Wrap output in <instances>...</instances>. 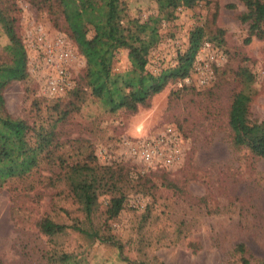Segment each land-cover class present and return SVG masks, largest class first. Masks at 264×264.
Returning <instances> with one entry per match:
<instances>
[{
	"label": "rangeland",
	"instance_id": "374dc122",
	"mask_svg": "<svg viewBox=\"0 0 264 264\" xmlns=\"http://www.w3.org/2000/svg\"><path fill=\"white\" fill-rule=\"evenodd\" d=\"M122 1L127 18L145 21L157 14L154 0ZM15 2L28 78L6 88L8 113L31 126L52 127L48 138L54 137L56 155L67 163L93 152L98 165L125 166L133 175L147 176L154 187L151 197L130 194L117 218L107 220L109 197L99 193L95 177L68 169L56 174L42 166L24 180L11 181L0 189V264H53L48 259L52 243L37 228L48 216L71 226L56 242L80 264H127L115 247L81 233L98 230H109L133 263L264 264V160L236 147L230 126L239 94L245 121L264 120V39L246 43L247 26L239 20L242 0H199L161 24L162 40L146 66L153 75L176 64L196 26L206 27L210 36L220 29L223 41H205L189 76L168 83L136 113L110 112L88 88L75 97L86 63L65 31L55 0ZM9 45L0 22V57ZM61 52L67 54L63 60ZM129 69L127 51H117L113 72ZM241 69L253 75L248 89L238 76ZM53 80L65 85L54 91L48 85ZM161 137L163 142L150 145L154 161L144 160L139 148ZM166 156L173 159L169 165L163 162Z\"/></svg>",
	"mask_w": 264,
	"mask_h": 264
},
{
	"label": "trees",
	"instance_id": "16d2710c",
	"mask_svg": "<svg viewBox=\"0 0 264 264\" xmlns=\"http://www.w3.org/2000/svg\"><path fill=\"white\" fill-rule=\"evenodd\" d=\"M15 1L0 0V22L10 35L8 50L0 57V189L11 181L30 177L42 166L56 174L66 169L73 170L98 180L99 193L109 197L105 208L107 220H113L126 207V199L130 194L153 196L154 185L147 176L133 175L125 166H100L93 152L88 153L83 160L69 164L62 154L56 155L58 145L54 137L52 140L48 138L49 133L54 134L52 127L31 126L25 120L13 117L6 109V88L28 78L27 53L16 27L15 13L18 10ZM154 2L157 14L140 21L127 18L122 0H55L65 31L86 63L81 85L73 92L75 97L83 88H88L92 96L110 112L123 109L136 113L139 107L148 106L150 100L162 92L168 83L189 76L195 57L205 41H223L220 29L210 36L206 27L196 26L189 32L187 47L177 55L176 64L159 75H153L146 70V66L151 50L162 40L161 24L174 21L178 9H192L199 0ZM242 3L244 12L239 15V20L247 26L246 43L253 37L264 39V0H242ZM122 49L127 51L130 69L114 73L112 66L115 55ZM238 76L244 89H248L253 75L247 69H241ZM239 96L241 94L236 97L230 113L233 143L236 147L247 148L251 154L264 160V120L246 122ZM54 168L58 170L54 171ZM85 196L89 200L87 193ZM37 228L52 243L53 249L48 259L53 264H80L72 253L58 249L56 242V238L71 226L48 216L37 222ZM81 233L89 241L115 247L121 260L127 264H148L144 261L133 263L124 257L122 245L109 230Z\"/></svg>",
	"mask_w": 264,
	"mask_h": 264
},
{
	"label": "built area",
	"instance_id": "2783aa9c",
	"mask_svg": "<svg viewBox=\"0 0 264 264\" xmlns=\"http://www.w3.org/2000/svg\"><path fill=\"white\" fill-rule=\"evenodd\" d=\"M48 52H49V54L51 55L52 53H53V49H50V50H48ZM59 56H60V58L63 60V59H65L66 57H67V54L66 53H63V52H61L60 54H59ZM61 75H63V71H61L60 72V76ZM48 85H49V88H51L52 90H56V89H58L57 87L59 86V85H61V86H64L65 85V81H63V80H59V82L58 81H56V80H53V81H50L49 83H48ZM51 90V91H52ZM164 141V137H161L160 139H154V140H152V141H150L149 143H147V144H144V145H142L140 148H139V154L141 155V157L144 159V160H146V161H150V162H153L154 161V159H155V156L157 155V154H155L154 153V150L151 148V144L152 143H158V142H163ZM172 157L171 156H166V157H164V163L165 164H171L172 163Z\"/></svg>",
	"mask_w": 264,
	"mask_h": 264
}]
</instances>
